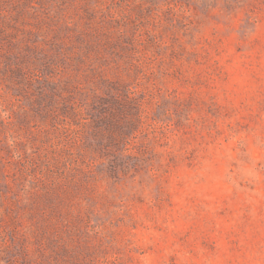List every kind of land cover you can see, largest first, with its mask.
Returning <instances> with one entry per match:
<instances>
[{
  "label": "rangeland",
  "instance_id": "1",
  "mask_svg": "<svg viewBox=\"0 0 264 264\" xmlns=\"http://www.w3.org/2000/svg\"><path fill=\"white\" fill-rule=\"evenodd\" d=\"M0 264H264V0H0Z\"/></svg>",
  "mask_w": 264,
  "mask_h": 264
}]
</instances>
